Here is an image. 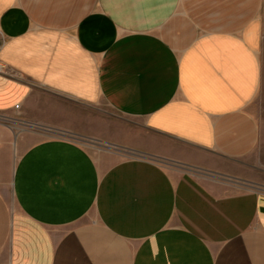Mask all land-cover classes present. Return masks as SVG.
I'll use <instances>...</instances> for the list:
<instances>
[{
    "label": "crops",
    "instance_id": "0c3cea01",
    "mask_svg": "<svg viewBox=\"0 0 264 264\" xmlns=\"http://www.w3.org/2000/svg\"><path fill=\"white\" fill-rule=\"evenodd\" d=\"M0 62V113L143 155L1 136L0 264H264V0H0Z\"/></svg>",
    "mask_w": 264,
    "mask_h": 264
},
{
    "label": "rangeland",
    "instance_id": "374dc122",
    "mask_svg": "<svg viewBox=\"0 0 264 264\" xmlns=\"http://www.w3.org/2000/svg\"><path fill=\"white\" fill-rule=\"evenodd\" d=\"M255 104L256 107H254V113H256V118L260 123L261 133L258 150L250 157V161L258 168V173L256 174H258L260 178L261 186L254 185L252 183H248V185H246V183L242 182L240 186L264 192V104L261 107L258 106V102ZM81 111L85 112L92 119L90 131L88 132L90 135L102 133L106 134L108 138H115L117 136V130L122 127V123H126L129 126H135L134 122L125 121L123 118L117 116V114L106 107L82 109ZM1 136L4 142L7 143L11 149L16 151V157L19 146V149L23 150L32 144L51 138H63L79 143L85 147V149H87L95 159L105 161L107 162V165L122 159L143 157L142 154L132 151L130 150L131 148L125 147L123 145L116 146L109 143H100L99 141H94L103 145L100 147L99 145L92 144V140L90 139L72 136L70 133L65 131L55 129L50 131V129L43 126L24 123L22 121L21 114L14 112L8 114L0 113V137ZM148 158L154 160L156 163L171 173L190 171L198 174L200 177L206 180L211 181L217 178L216 176H211L208 174L205 175L203 171H199L187 165H178L164 158ZM224 188L230 190L232 188L240 187L236 184L225 182Z\"/></svg>",
    "mask_w": 264,
    "mask_h": 264
},
{
    "label": "built area",
    "instance_id": "2783aa9c",
    "mask_svg": "<svg viewBox=\"0 0 264 264\" xmlns=\"http://www.w3.org/2000/svg\"><path fill=\"white\" fill-rule=\"evenodd\" d=\"M8 70L6 67L0 62V76H8ZM20 105L16 106V109H19Z\"/></svg>",
    "mask_w": 264,
    "mask_h": 264
},
{
    "label": "water",
    "instance_id": "95a60500",
    "mask_svg": "<svg viewBox=\"0 0 264 264\" xmlns=\"http://www.w3.org/2000/svg\"><path fill=\"white\" fill-rule=\"evenodd\" d=\"M92 144H95V142H94V140H92V142H91ZM105 146V145H104Z\"/></svg>",
    "mask_w": 264,
    "mask_h": 264
}]
</instances>
